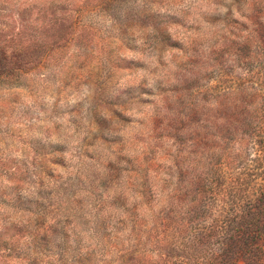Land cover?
I'll return each instance as SVG.
<instances>
[{"label": "rangeland", "instance_id": "374dc122", "mask_svg": "<svg viewBox=\"0 0 264 264\" xmlns=\"http://www.w3.org/2000/svg\"><path fill=\"white\" fill-rule=\"evenodd\" d=\"M0 45V159L70 257L230 264L224 220L264 190V0H0Z\"/></svg>", "mask_w": 264, "mask_h": 264}, {"label": "trees", "instance_id": "16d2710c", "mask_svg": "<svg viewBox=\"0 0 264 264\" xmlns=\"http://www.w3.org/2000/svg\"><path fill=\"white\" fill-rule=\"evenodd\" d=\"M5 52L0 45L1 68L11 63ZM17 56L32 58L28 52ZM32 177L26 165L0 159V264H88L86 258L70 257L72 243L66 228L57 217L49 219L48 201ZM222 228L229 233L224 247L231 257L229 263L240 264L239 254L245 253L251 264L264 243V190L250 201L249 208L225 219ZM61 241L64 246H57ZM222 262L216 255L214 263L207 264Z\"/></svg>", "mask_w": 264, "mask_h": 264}]
</instances>
